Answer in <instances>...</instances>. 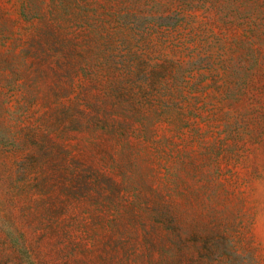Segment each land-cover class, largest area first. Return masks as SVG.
<instances>
[{
	"label": "rangeland",
	"instance_id": "1",
	"mask_svg": "<svg viewBox=\"0 0 264 264\" xmlns=\"http://www.w3.org/2000/svg\"><path fill=\"white\" fill-rule=\"evenodd\" d=\"M0 264H264V0H0Z\"/></svg>",
	"mask_w": 264,
	"mask_h": 264
}]
</instances>
